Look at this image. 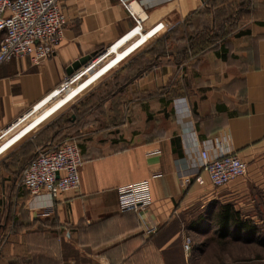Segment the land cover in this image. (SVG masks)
<instances>
[{
	"label": "crops",
	"instance_id": "crops-1",
	"mask_svg": "<svg viewBox=\"0 0 264 264\" xmlns=\"http://www.w3.org/2000/svg\"><path fill=\"white\" fill-rule=\"evenodd\" d=\"M205 2L59 0L66 23L51 56L38 64L28 57L0 63L2 129L58 89L71 76L68 66L84 54L120 46L115 55L141 34L149 41L139 61L136 51L147 40L101 73L121 63L112 92L98 102L80 100L70 115L63 138L79 143L84 160L77 190L51 199L21 185L31 153L23 163L10 153L30 141L18 142L30 128L2 148L0 264H192L196 252L193 247L184 252L183 226L215 225L211 213L218 204L232 203L244 213L256 205L257 190L264 189V168L259 167L264 159V25L257 23L264 13L245 32L235 33L244 35L243 54L231 55L225 46L224 58L218 44L185 57L186 23ZM130 5L146 18L137 23ZM132 53L137 54L127 58ZM92 63L66 84L98 59ZM214 136L247 163L245 176L218 187L194 180L198 155L189 142V137ZM11 137L2 138L0 146ZM155 173L160 175L152 177ZM141 179L149 180L150 206L121 213L117 188ZM149 225L157 230L147 235Z\"/></svg>",
	"mask_w": 264,
	"mask_h": 264
},
{
	"label": "built area",
	"instance_id": "built-area-1",
	"mask_svg": "<svg viewBox=\"0 0 264 264\" xmlns=\"http://www.w3.org/2000/svg\"><path fill=\"white\" fill-rule=\"evenodd\" d=\"M128 8L137 23L146 18V15L138 14L131 5ZM65 23L66 14L59 0H0V63L19 57H28L33 64L47 59L62 37ZM116 49L111 50V46H108L100 50L84 67L62 82L60 87L78 73H83L88 65L93 64L94 59L99 61L106 55L115 53ZM34 107L35 104L30 105L15 121L0 129V134L4 135L21 119L31 114ZM189 142L190 148L198 155V161L193 164L197 168L194 177L197 183H209L218 187L246 175V161L231 148L224 147L219 137L202 140L189 137ZM83 162L82 151L76 140H56L48 147L37 149L33 158L22 169L20 183L30 194L44 192L54 199L62 192L79 188ZM159 175L160 173H155L152 177ZM117 192L120 212L144 210L152 202L148 179L121 185ZM48 206L51 207L52 203ZM156 230V225L144 228L147 235ZM182 247L186 254L191 251V236L184 235Z\"/></svg>",
	"mask_w": 264,
	"mask_h": 264
},
{
	"label": "rangeland",
	"instance_id": "rangeland-1",
	"mask_svg": "<svg viewBox=\"0 0 264 264\" xmlns=\"http://www.w3.org/2000/svg\"><path fill=\"white\" fill-rule=\"evenodd\" d=\"M262 13H264V0H255V3L252 0H206L197 14L194 17H190L186 23L189 27L184 31V35L190 42L192 38L194 41L198 39L202 41L207 38L213 41V43L209 41L210 45H212L211 47L216 48L218 44H225L231 55L243 54L245 52L243 48L245 44L244 35L236 36L235 33L245 32L250 27L252 21H255ZM135 39L133 38L128 41L120 49ZM147 45H149L148 40L147 43L144 41L142 47L139 49L140 51H136L138 55H136L137 53H132L127 58H132L136 55V58H138L137 61H139L143 57L141 54ZM113 55V52L106 55L101 61H98L94 68L89 69L85 74L78 77L77 80L59 87L61 89L60 92L48 103L41 108L35 109L23 121L5 133L6 135L0 134V144L5 140H2V138L14 136L20 128L32 122L45 108L70 91L76 84L94 72L95 69L106 63ZM127 58L124 59V62L128 60ZM120 64L109 68L103 74L96 77L67 103L61 106V108L37 122L30 130L22 135V139L18 142L27 138L28 140H33L36 137L41 139L47 136L50 137L59 131L60 134L54 140L64 139L63 133L66 130L64 129L66 118L75 114L80 100H85L84 104L90 103L91 101L98 102L100 98L103 99L107 94L112 92L114 81L119 82L120 79L118 72ZM25 144L26 142L22 145ZM10 146L12 144L8 145L6 149ZM26 149V145L19 146L14 151H9L8 154L11 152L10 158L12 160L23 163L22 159H24ZM4 150L1 149L0 152ZM259 167L264 168V159ZM256 194V205L251 207L247 213L243 212L244 215H250L258 222V234L252 240L249 239L248 241L244 239L243 235H241L242 237L240 239L225 238L220 240L215 236L216 231H214L212 225H200L203 229H193L191 226H183L182 234L191 236L192 247L196 252L192 258V264H264V189H258ZM190 252H192V249Z\"/></svg>",
	"mask_w": 264,
	"mask_h": 264
},
{
	"label": "trees",
	"instance_id": "trees-1",
	"mask_svg": "<svg viewBox=\"0 0 264 264\" xmlns=\"http://www.w3.org/2000/svg\"><path fill=\"white\" fill-rule=\"evenodd\" d=\"M257 23L264 25V21L259 20ZM209 41L213 43L212 40H208L207 38L203 39L202 41H199V39L197 41H194V39L192 38L188 48H185L184 51L182 52L184 53L185 57H187L188 55L190 56L197 54L201 52L206 46L210 45ZM225 46H226L225 44H221L216 49L217 51L221 49L222 52H224L220 54L224 58L226 56L225 53L227 51ZM99 51L100 49L93 52L94 56ZM70 123H71V116L66 118L64 129H66L70 125ZM59 134L60 131L57 134L54 133L50 137L47 136L46 138H42V139L36 137V139L26 141L25 145L27 149L24 155L27 156L28 154L31 153L30 154L31 156L29 157L26 164L33 158V156L36 153L35 152L36 150H34V145L43 148L48 147L52 142L56 141L54 139ZM127 212H133V211L128 210V211H123L121 213H127ZM211 219H213L215 223V225H213L214 231H216L215 236L220 240L225 238L240 239L242 237L241 235H243L244 239L249 241V239L250 240L254 239L253 237H255L258 234V230H259L258 229L259 226L257 224L258 222L255 221L254 218L251 217L250 215H244L243 212L240 211L239 209H236L232 203L218 204L216 209L213 211V213H211Z\"/></svg>",
	"mask_w": 264,
	"mask_h": 264
},
{
	"label": "bare ground",
	"instance_id": "bare-ground-1",
	"mask_svg": "<svg viewBox=\"0 0 264 264\" xmlns=\"http://www.w3.org/2000/svg\"><path fill=\"white\" fill-rule=\"evenodd\" d=\"M135 11H137L134 8ZM148 36L146 34H141L140 40L130 44L128 47H126L121 52L115 54L109 61L108 65L100 67L99 70H97L93 75L86 78L84 81H82L80 84H78L76 87H74L71 91L64 94L62 97L58 98L56 101H54L51 105H49L45 110L39 114L32 122H30L28 125L23 127L17 134H15L13 137H11L8 142L0 146V150L4 148L6 145H8L10 142H12L15 138L20 136L22 133L27 131L29 128H31L34 124L39 122L40 120L46 118L48 115L52 114L54 111L58 110L63 106L65 103H67L77 92H79L84 86H86L92 79L100 75L104 70L107 69L108 66L114 65L116 62L120 60L123 56H125L127 53H129L131 50H133L136 46H138L139 42L147 40ZM116 47H114L115 49ZM113 49V47H112ZM59 92V89L53 90L48 96H46L43 100H41L37 105H35L32 112H34L35 109H38L39 107H42L46 101L52 99L54 96H56ZM31 112V113H32Z\"/></svg>",
	"mask_w": 264,
	"mask_h": 264
},
{
	"label": "water",
	"instance_id": "water-1",
	"mask_svg": "<svg viewBox=\"0 0 264 264\" xmlns=\"http://www.w3.org/2000/svg\"><path fill=\"white\" fill-rule=\"evenodd\" d=\"M93 56L94 53L84 54L83 56L79 57L77 60H74L67 68L68 75H72L75 71L85 66ZM73 116L74 115H72V117Z\"/></svg>",
	"mask_w": 264,
	"mask_h": 264
}]
</instances>
